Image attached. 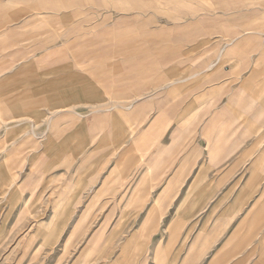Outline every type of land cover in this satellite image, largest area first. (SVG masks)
Listing matches in <instances>:
<instances>
[{"label": "rangeland", "instance_id": "rangeland-1", "mask_svg": "<svg viewBox=\"0 0 264 264\" xmlns=\"http://www.w3.org/2000/svg\"><path fill=\"white\" fill-rule=\"evenodd\" d=\"M240 1L0 0V264L166 263L160 223L143 220L148 169L102 144L127 123L114 93L128 71L221 54L211 43L230 37ZM64 73L102 103L56 104ZM96 113L111 130L86 136Z\"/></svg>", "mask_w": 264, "mask_h": 264}, {"label": "crops", "instance_id": "crops-1", "mask_svg": "<svg viewBox=\"0 0 264 264\" xmlns=\"http://www.w3.org/2000/svg\"><path fill=\"white\" fill-rule=\"evenodd\" d=\"M251 1L234 6L240 16L224 27L230 37L211 43L221 54L180 55L166 71H128L114 93L127 123H111L116 145L114 138L102 144L120 152L124 169H148L143 220L160 223L165 264H264V0ZM60 77L59 106L101 101L83 76L73 90L71 74ZM105 121L96 113L86 136L111 130Z\"/></svg>", "mask_w": 264, "mask_h": 264}]
</instances>
